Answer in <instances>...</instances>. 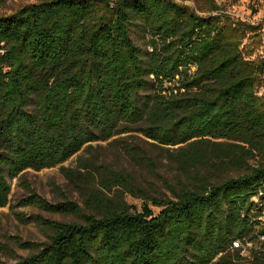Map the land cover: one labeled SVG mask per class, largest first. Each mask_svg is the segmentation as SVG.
I'll use <instances>...</instances> for the list:
<instances>
[{
    "label": "trees",
    "instance_id": "obj_1",
    "mask_svg": "<svg viewBox=\"0 0 264 264\" xmlns=\"http://www.w3.org/2000/svg\"><path fill=\"white\" fill-rule=\"evenodd\" d=\"M196 2L42 0L0 15V209L10 180L118 134L164 149L188 178L165 181L170 195L160 197L100 166L90 213L29 187L24 205L82 222L35 218L48 239H15L30 253L13 264H235L248 243L264 264V65L245 54L264 27ZM126 148L155 166L141 146ZM63 170L73 182L94 179ZM230 170L241 174L224 177ZM125 190L145 201L140 210Z\"/></svg>",
    "mask_w": 264,
    "mask_h": 264
},
{
    "label": "rangeland",
    "instance_id": "obj_2",
    "mask_svg": "<svg viewBox=\"0 0 264 264\" xmlns=\"http://www.w3.org/2000/svg\"><path fill=\"white\" fill-rule=\"evenodd\" d=\"M40 1L42 0H0V15L12 14ZM176 1L198 9L196 0ZM215 1L222 11L232 17L252 24H260L264 27V0ZM132 35L139 46L147 48V39L144 38L143 33L138 28H132ZM255 40L258 41L259 45L258 43L255 45L250 44L255 43ZM250 43L245 48V54L250 56L251 59L259 60L260 52L264 50V32L258 40L254 38ZM258 93L264 95V82L261 83ZM127 143L137 144L145 149L154 161L155 166L137 163L128 153ZM100 166L122 173L137 188L145 189L148 193L160 197L170 195L165 181L177 187L188 182L187 176L183 174L175 161L167 157V152L164 149L152 145L137 133L118 134L108 141L90 143L61 165L40 171L28 170L19 177L10 180L12 191L9 204L0 209V264H13L16 262L17 257H25L30 253L29 250L19 247L15 239L31 243L47 241L49 231L44 230L35 221V218L61 222H82L80 217L74 215L52 213L24 205L22 200L30 194L29 187L49 202H60L67 197L79 202L85 213H90L86 193H91L93 189H104L101 175L95 173V170ZM64 168L70 171H79L82 175L89 170L94 173V179L91 176H81V178H85L83 181L73 182L66 176ZM240 174L236 170H230L224 174V177H237ZM124 193H126L124 199L127 204L131 205L133 209L140 210L142 208L145 202L142 198L135 197L126 190ZM151 207L156 214L161 210L160 207L152 205ZM241 255L246 259L240 261L235 256V264H263L261 260L256 258L255 251L248 244L242 250Z\"/></svg>",
    "mask_w": 264,
    "mask_h": 264
},
{
    "label": "built area",
    "instance_id": "obj_3",
    "mask_svg": "<svg viewBox=\"0 0 264 264\" xmlns=\"http://www.w3.org/2000/svg\"><path fill=\"white\" fill-rule=\"evenodd\" d=\"M263 32H264V31H263ZM259 61H261V62L263 63V65H264V50H262V51L260 52ZM256 201H258L257 198H256ZM258 219H259L262 223H264V206L262 207L261 214L258 216ZM260 240H264V236H260ZM236 245H238V244L236 243ZM248 245H249V246H252L251 243H248ZM245 247H246V246H245ZM245 247H244V248H245Z\"/></svg>",
    "mask_w": 264,
    "mask_h": 264
}]
</instances>
